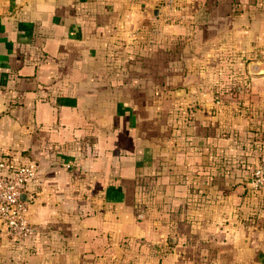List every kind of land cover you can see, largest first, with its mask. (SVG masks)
I'll list each match as a JSON object with an SVG mask.
<instances>
[{
    "label": "crops",
    "instance_id": "1",
    "mask_svg": "<svg viewBox=\"0 0 264 264\" xmlns=\"http://www.w3.org/2000/svg\"><path fill=\"white\" fill-rule=\"evenodd\" d=\"M234 2L0 0V159L38 168L0 264H264V0ZM221 52L248 86L216 99Z\"/></svg>",
    "mask_w": 264,
    "mask_h": 264
},
{
    "label": "built area",
    "instance_id": "2",
    "mask_svg": "<svg viewBox=\"0 0 264 264\" xmlns=\"http://www.w3.org/2000/svg\"><path fill=\"white\" fill-rule=\"evenodd\" d=\"M37 172L34 162L16 165L6 157L0 159V219L6 234L17 241H24L34 234L22 199V188ZM248 183L253 190L264 187V143L259 146L258 163L252 169Z\"/></svg>",
    "mask_w": 264,
    "mask_h": 264
},
{
    "label": "trees",
    "instance_id": "3",
    "mask_svg": "<svg viewBox=\"0 0 264 264\" xmlns=\"http://www.w3.org/2000/svg\"><path fill=\"white\" fill-rule=\"evenodd\" d=\"M244 0H235L234 2V9L236 11L239 12L240 10V6L241 3H243ZM231 58V54H229L228 52H221V54L219 55V67L222 65L224 66L222 63L223 62H227L229 59ZM229 65L226 64L225 68H227ZM228 74L226 75V73L223 74H219L218 73V69L215 72V78L217 79V82L215 84H212L213 87H211L212 92L215 95V98L217 96L216 99H218V93L219 92H223L226 90V88H224L223 86H225L226 82H230L232 84V86H235V90L237 91L239 89V84L242 85V87H247L248 83L247 81H245V79L243 78V75L239 74V72L237 71V69L232 68L229 66V69H227ZM221 75V76H220ZM228 76V79L226 76ZM237 92H235L236 94ZM240 108V107H239ZM179 113H183L182 115H184V121L187 120L188 117V113H190V109L189 107H185L184 109H180L178 110ZM186 122V121H185ZM264 143V141L262 142Z\"/></svg>",
    "mask_w": 264,
    "mask_h": 264
},
{
    "label": "rangeland",
    "instance_id": "4",
    "mask_svg": "<svg viewBox=\"0 0 264 264\" xmlns=\"http://www.w3.org/2000/svg\"><path fill=\"white\" fill-rule=\"evenodd\" d=\"M219 63V62H218ZM227 69H229V66L227 67V68H225V67H223L222 65L220 66V69H218V73L219 74H223V73H226V75L228 74V72L229 71H227ZM225 75V76H226ZM221 76V75H220ZM227 77V79H228V76H226ZM224 88H226V90L224 91V95H226L227 93H230V94H234L235 95V92H238V90L236 91L235 90V86H232V84L230 83V82H226V84H225V86H223ZM217 95H221V96H223V92L221 91V92H219ZM263 129V128H262ZM256 132H260V139L259 140H261V139H263L264 138V130H261V131H257L256 130Z\"/></svg>",
    "mask_w": 264,
    "mask_h": 264
}]
</instances>
